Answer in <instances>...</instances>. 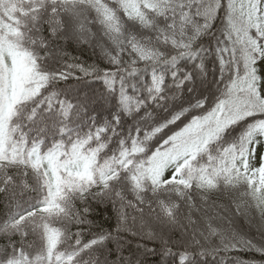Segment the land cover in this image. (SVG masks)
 <instances>
[{"label": "snow or ice", "instance_id": "6c2138e0", "mask_svg": "<svg viewBox=\"0 0 264 264\" xmlns=\"http://www.w3.org/2000/svg\"><path fill=\"white\" fill-rule=\"evenodd\" d=\"M0 264H264V0H0Z\"/></svg>", "mask_w": 264, "mask_h": 264}]
</instances>
